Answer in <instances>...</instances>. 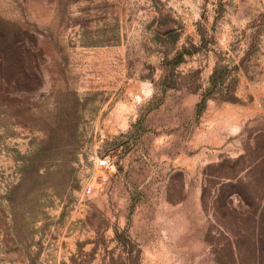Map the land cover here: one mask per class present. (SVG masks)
I'll list each match as a JSON object with an SVG mask.
<instances>
[{"label":"rangeland","instance_id":"obj_1","mask_svg":"<svg viewBox=\"0 0 264 264\" xmlns=\"http://www.w3.org/2000/svg\"><path fill=\"white\" fill-rule=\"evenodd\" d=\"M0 264H264V0H0Z\"/></svg>","mask_w":264,"mask_h":264},{"label":"trees","instance_id":"obj_2","mask_svg":"<svg viewBox=\"0 0 264 264\" xmlns=\"http://www.w3.org/2000/svg\"><path fill=\"white\" fill-rule=\"evenodd\" d=\"M215 73H217V72H215Z\"/></svg>","mask_w":264,"mask_h":264}]
</instances>
